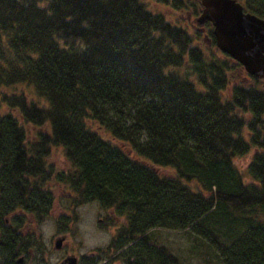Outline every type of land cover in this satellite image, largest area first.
Instances as JSON below:
<instances>
[{
	"label": "trees",
	"instance_id": "16d2710c",
	"mask_svg": "<svg viewBox=\"0 0 264 264\" xmlns=\"http://www.w3.org/2000/svg\"><path fill=\"white\" fill-rule=\"evenodd\" d=\"M159 4L0 0V264L37 239L21 228L49 215L51 184L119 221L112 264H181L159 228L201 264H264V76L215 48L198 0Z\"/></svg>",
	"mask_w": 264,
	"mask_h": 264
},
{
	"label": "rangeland",
	"instance_id": "374dc122",
	"mask_svg": "<svg viewBox=\"0 0 264 264\" xmlns=\"http://www.w3.org/2000/svg\"><path fill=\"white\" fill-rule=\"evenodd\" d=\"M142 1L147 3L148 7L154 11H165L164 7L159 4V0ZM181 16H186V14L182 13ZM250 156L251 153L244 158H238L235 161L236 165L238 167L245 166ZM50 161L58 168L65 169L66 167L64 159L59 151L52 153ZM50 189L54 196L52 209L38 229L42 241H44L45 251L47 252L50 264H56L65 252H67V254L73 252L87 255L92 253L100 254L103 260L107 251L105 247L118 226L116 222L119 221L115 220V222H113L114 225L111 226L108 224V226L104 228L105 222L103 221L106 211L104 212L97 203L90 202L78 206L77 208H71L65 201L67 193L64 188L51 184ZM62 216L64 218L63 221L68 219L69 221L66 222L64 227L60 226L62 229L61 231H65L67 237L65 241L62 240L60 245L61 250L58 251L53 248V244L54 241L61 236L57 235L58 231L55 229L53 221ZM152 233L156 236V243L167 246L169 250L178 257L181 264H201L191 256L189 251L191 241L186 231H172L159 228L154 229Z\"/></svg>",
	"mask_w": 264,
	"mask_h": 264
},
{
	"label": "water",
	"instance_id": "95a60500",
	"mask_svg": "<svg viewBox=\"0 0 264 264\" xmlns=\"http://www.w3.org/2000/svg\"><path fill=\"white\" fill-rule=\"evenodd\" d=\"M200 9L194 21L210 23L215 48L239 63L244 72L264 76V18L246 12L238 0H198ZM63 237L54 241L59 249ZM21 259H18L20 262ZM68 264H73L67 258Z\"/></svg>",
	"mask_w": 264,
	"mask_h": 264
},
{
	"label": "flooded vegetation",
	"instance_id": "af4514ba",
	"mask_svg": "<svg viewBox=\"0 0 264 264\" xmlns=\"http://www.w3.org/2000/svg\"><path fill=\"white\" fill-rule=\"evenodd\" d=\"M29 223H26L21 229L25 232L24 235L27 236H33V239H28V247L27 251L21 256V261L18 262L19 257L15 259L16 264H50V261L47 257V252L45 251L44 247V241H42L41 234L39 232L40 226L43 224V222L37 224L34 220L30 219L27 220ZM6 222V220H5ZM55 229H57L58 233L57 235L63 236V241H65L67 234L61 231V224H54ZM36 243V244H35ZM62 243V242H61ZM32 246L37 247V249H33ZM58 251L61 250V247L57 249ZM105 254V253H104ZM105 258L102 260L100 254L92 253L90 255L87 254H79L77 252H73L70 254H67V252L63 253V256H61L56 264H68V261H66L67 258H71L73 261V264H112L110 262V258L108 253H106ZM54 264V263H53Z\"/></svg>",
	"mask_w": 264,
	"mask_h": 264
}]
</instances>
